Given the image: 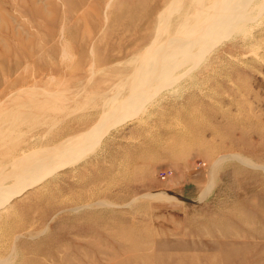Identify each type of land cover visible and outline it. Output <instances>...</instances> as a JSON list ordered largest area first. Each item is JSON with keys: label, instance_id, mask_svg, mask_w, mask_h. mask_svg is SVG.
<instances>
[{"label": "rangeland", "instance_id": "rangeland-1", "mask_svg": "<svg viewBox=\"0 0 264 264\" xmlns=\"http://www.w3.org/2000/svg\"><path fill=\"white\" fill-rule=\"evenodd\" d=\"M0 264H264V0H0Z\"/></svg>", "mask_w": 264, "mask_h": 264}, {"label": "bare ground", "instance_id": "bare-ground-1", "mask_svg": "<svg viewBox=\"0 0 264 264\" xmlns=\"http://www.w3.org/2000/svg\"><path fill=\"white\" fill-rule=\"evenodd\" d=\"M230 22L228 20H221L220 22H217L213 25H210L208 27H202V29H205L199 37H195L193 39H190L189 43L190 45L194 46V47H199L202 46V49H205L208 45H210L211 42H216L218 41L220 38L224 37L225 35L230 33ZM183 36L185 37V35H177L174 39H173V45L172 47H178L180 43V41L183 39ZM169 48V47H168ZM201 49V50H202ZM201 51H199L197 53V55L200 53ZM160 55V54H159ZM87 144H85V141H82V143H79L78 146L76 147L77 151H82L86 148ZM79 153V152H78ZM41 164H34L32 170H36V168L38 166H40ZM26 172L28 173L29 171L26 170ZM25 170L21 171L20 173L25 175L26 174Z\"/></svg>", "mask_w": 264, "mask_h": 264}, {"label": "built area", "instance_id": "built-area-1", "mask_svg": "<svg viewBox=\"0 0 264 264\" xmlns=\"http://www.w3.org/2000/svg\"><path fill=\"white\" fill-rule=\"evenodd\" d=\"M165 177H166V176H165ZM165 177H164V178H165Z\"/></svg>", "mask_w": 264, "mask_h": 264}]
</instances>
